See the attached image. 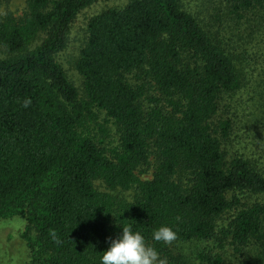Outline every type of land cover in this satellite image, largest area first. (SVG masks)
<instances>
[{"label":"trees","instance_id":"1","mask_svg":"<svg viewBox=\"0 0 264 264\" xmlns=\"http://www.w3.org/2000/svg\"><path fill=\"white\" fill-rule=\"evenodd\" d=\"M99 1L26 0L0 18V220H25L31 264H100L121 225L166 264H191L188 244L198 264H227L228 245L232 264H264V202L246 200L264 194V165L234 120L248 93L264 129V0L106 8L89 19L79 89L58 56ZM161 225L170 243L152 239Z\"/></svg>","mask_w":264,"mask_h":264},{"label":"rangeland","instance_id":"2","mask_svg":"<svg viewBox=\"0 0 264 264\" xmlns=\"http://www.w3.org/2000/svg\"><path fill=\"white\" fill-rule=\"evenodd\" d=\"M127 3V0H101L92 6L82 10L71 26V33L68 47L58 56V61L61 62L70 75L72 81L75 85L81 89L82 88V78L79 76L75 70V61L78 58L80 49L85 45L87 40V27L89 19L96 15L97 13L103 11L110 7H122ZM27 10L26 0H0V18L4 17L6 14H12L15 17H20ZM0 56L3 54L0 52ZM251 95L244 94L238 97V101L235 105L242 101L239 105L243 110L238 111L239 113L236 117L237 123H242L241 128L236 127V131L241 130L244 126L246 131L241 132V136L245 133L250 134L249 139H244L246 143L245 146L249 147V150H254V157L258 159L260 165H264V129L262 127H257L254 123V119L250 116L252 107H246L245 99L249 98ZM234 101V100H233ZM251 104V103H250ZM237 109V106H236ZM246 110V111H245ZM102 124H107L108 130V143L112 146L117 144L118 134L115 127L111 123L105 122V115H101L100 119ZM250 131V132H249ZM243 139H241L242 141ZM242 146V145H240ZM257 152V153H256ZM152 168L150 171L142 176V179H151L153 176V166L155 164V159H151ZM261 166V167H262ZM264 167V166H263ZM96 186L101 191L109 192L113 195L119 197H124L128 200H132L134 196V191H123L121 189L117 190H107L104 186L96 182ZM248 202H264V194H249L246 196ZM26 222L21 217H14L10 219L0 220V264H31L29 248L26 242L22 239L21 234L25 230ZM204 247V246H203ZM202 248V246H201ZM233 248L228 245L226 246L227 254V264H232L234 262ZM185 253L190 256L192 261L191 264H198L195 262V255L197 254V246L194 244H188L185 246Z\"/></svg>","mask_w":264,"mask_h":264},{"label":"clouds","instance_id":"3","mask_svg":"<svg viewBox=\"0 0 264 264\" xmlns=\"http://www.w3.org/2000/svg\"><path fill=\"white\" fill-rule=\"evenodd\" d=\"M23 103L27 107L30 100L25 99ZM175 238V231L167 225H161L152 232L155 241L170 243ZM99 259L100 264H166V260L160 258L140 231L122 225L121 231L110 238L108 247L102 251Z\"/></svg>","mask_w":264,"mask_h":264}]
</instances>
